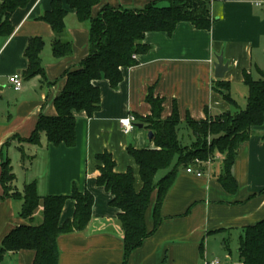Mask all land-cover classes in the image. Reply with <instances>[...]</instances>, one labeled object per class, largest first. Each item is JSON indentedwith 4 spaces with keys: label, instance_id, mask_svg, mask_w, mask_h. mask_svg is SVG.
Returning a JSON list of instances; mask_svg holds the SVG:
<instances>
[{
    "label": "crops",
    "instance_id": "crops-1",
    "mask_svg": "<svg viewBox=\"0 0 264 264\" xmlns=\"http://www.w3.org/2000/svg\"><path fill=\"white\" fill-rule=\"evenodd\" d=\"M52 1L30 0L26 7L16 9L10 17L13 33L0 36V245L14 228L29 224L20 216L21 198L5 195L1 163L7 159L15 176L10 192L21 194L26 184L34 183L41 197L67 196L60 226L73 218L74 188L93 196L86 227L57 237V264H123V230L117 218L120 211L110 205L111 193L96 182L103 165L97 155L109 153L116 173L131 169L133 188L138 192L142 187L139 166L127 148H156L148 138L146 120L154 117L149 95L160 100L159 120L177 115V135L184 146L195 141L187 119L200 121L234 111L216 89L219 82L228 84L230 96L244 107L248 93L244 73L254 79L264 75V0L210 1L209 29L180 21L171 34L146 32L142 40L146 50L136 54L135 65L120 68L122 79L115 87L106 78L93 81L100 92L98 110L92 116L83 110L73 111L75 143L70 147L54 145L44 134L38 142L27 141L40 115H56L54 101L65 86L66 73L78 68L90 50L89 21H79L67 0H59L66 11L61 33H55L41 19ZM156 1L167 4L164 0H100L92 7L91 16L105 5L139 9ZM256 1L261 4L256 5ZM31 37L44 41L40 56L45 80L40 76L23 78L27 67L24 50ZM56 38L70 42L69 55H53L51 47ZM220 54L228 70L216 78L214 63ZM15 73L23 81L20 90H14L8 80ZM130 115L136 122L126 133L119 119ZM263 130L264 122L253 127L238 148L232 166L233 192L218 180L224 158L219 152L204 163L200 176L179 166L159 205L160 222L154 229L158 197L154 189L144 213L146 230L152 232L128 255L126 264H205L211 260L242 264L237 251L239 237L247 226L264 219ZM168 170H159L154 181ZM41 210L42 202L35 219ZM34 257L32 249L7 251L0 264H33Z\"/></svg>",
    "mask_w": 264,
    "mask_h": 264
},
{
    "label": "trees",
    "instance_id": "trees-1",
    "mask_svg": "<svg viewBox=\"0 0 264 264\" xmlns=\"http://www.w3.org/2000/svg\"><path fill=\"white\" fill-rule=\"evenodd\" d=\"M29 1L0 0V36L8 37L13 33L10 17L16 9L26 7ZM99 1L67 0L69 7L75 9L79 21H89V54L78 68L66 73L65 86L54 101L56 115H40L27 141L38 142L40 135L44 134L46 140L54 145L63 143L68 147L73 146L76 120L73 111L83 110L88 116H92L98 110L100 92L93 81L106 78L115 87L122 79L120 68L135 65L136 54L146 50L142 43L146 32L165 31L171 34L180 21L190 22L198 29H209L211 24L210 0H164L166 5L156 1L139 9L105 5L92 17L91 9ZM65 15L61 2L54 0L51 9L41 19L59 34L64 29ZM43 45L41 38H29L24 50L27 67L23 71V78L40 76L45 80L40 56ZM51 50L56 58H60L71 53V45L68 40L56 38ZM244 83L248 88L244 107L238 106L230 96L229 85L219 82L216 89L234 107V111L200 121L186 120L187 128L195 137L190 146H184L178 138L177 115L174 113L166 120H159L160 100L150 95L147 97L154 115L146 120L147 128L152 131L151 139L156 148H127L139 166L142 187L138 192L133 188L131 169L125 173H116L109 153L97 155L103 165L99 167L96 182L111 193L110 205L120 211L117 218L123 230V264H126L128 255L152 232L146 230L144 213L154 189L158 192L154 207V229L159 224V205L179 166H191L202 171L204 163L212 159L215 152H219L224 158L218 180L228 191L235 190L232 166L238 148L249 138L253 127L261 126L264 122V75L254 79L244 73ZM262 138L264 139V130ZM168 168V172L155 182V174ZM14 178L9 160L6 159L1 163V182L5 195L21 198L20 216L29 224L14 228L3 238L0 259L7 251L32 249L35 253L33 264H57V237L86 227L91 215L93 196L88 191L80 193L74 188L71 194L75 201L73 218L60 226V212L67 196L41 197L34 183L26 184L21 194L10 192ZM40 202L42 210L35 219ZM237 251L242 264H264V219L244 229L238 240Z\"/></svg>",
    "mask_w": 264,
    "mask_h": 264
},
{
    "label": "built area",
    "instance_id": "built-area-1",
    "mask_svg": "<svg viewBox=\"0 0 264 264\" xmlns=\"http://www.w3.org/2000/svg\"><path fill=\"white\" fill-rule=\"evenodd\" d=\"M210 1H213V0H210ZM256 5H260L261 2L259 1H256L255 2ZM9 82L11 83L12 85V88L14 90H20L22 87V78L20 76V74H13L9 77ZM136 122V119L133 115H130V116H126L124 118H121L119 119V125L121 127V129L124 131V132H129L132 128H134L135 126V123ZM197 162V161H196ZM186 171L188 173H194L196 174L197 176H200L201 175V171L199 170H195L193 167L189 166L186 168ZM205 264H219V261L218 260H211V261H206Z\"/></svg>",
    "mask_w": 264,
    "mask_h": 264
},
{
    "label": "water",
    "instance_id": "water-1",
    "mask_svg": "<svg viewBox=\"0 0 264 264\" xmlns=\"http://www.w3.org/2000/svg\"><path fill=\"white\" fill-rule=\"evenodd\" d=\"M228 70L227 63L223 61L222 54L216 56V61L214 63V77L222 78L224 73ZM139 128H142V124H137ZM152 131L148 132V138H151Z\"/></svg>",
    "mask_w": 264,
    "mask_h": 264
},
{
    "label": "rangeland",
    "instance_id": "rangeland-1",
    "mask_svg": "<svg viewBox=\"0 0 264 264\" xmlns=\"http://www.w3.org/2000/svg\"><path fill=\"white\" fill-rule=\"evenodd\" d=\"M182 134L185 135V137L187 138V134H186V133H183V132H182ZM187 139H188V138H187ZM185 141H187V140L185 139ZM189 145H190V144H189Z\"/></svg>",
    "mask_w": 264,
    "mask_h": 264
}]
</instances>
